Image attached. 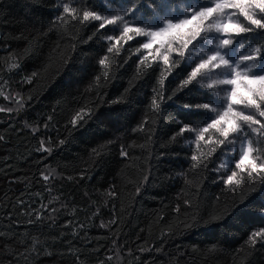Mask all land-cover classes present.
Masks as SVG:
<instances>
[{
  "label": "trees",
  "instance_id": "16d2710c",
  "mask_svg": "<svg viewBox=\"0 0 264 264\" xmlns=\"http://www.w3.org/2000/svg\"><path fill=\"white\" fill-rule=\"evenodd\" d=\"M124 3L134 15L124 16ZM215 3L0 0V264H264V236L250 240L264 232V174L236 169L240 143L219 145L224 138L216 129L196 139L210 123L206 118L227 107L221 90L230 86L207 88L215 78L207 69L190 79L213 41L201 38L189 60L179 55L184 37L175 30L146 35L190 19L189 8ZM84 11L101 20L83 21ZM224 13L181 31L199 25L201 37L220 35L207 32L208 25L229 16L253 27L237 9ZM115 15L123 18L100 31ZM125 23L144 33L125 36ZM244 35L250 37L245 45H264V30ZM148 42L152 48L144 49ZM239 51L231 53L237 61ZM9 90L22 95L25 112L4 110ZM233 108L264 122L252 108ZM239 123L254 157L264 160V135L258 134L264 130ZM222 165L237 172L232 184H225ZM46 169L62 181L47 184ZM57 200L63 209L49 213Z\"/></svg>",
  "mask_w": 264,
  "mask_h": 264
},
{
  "label": "snow or ice",
  "instance_id": "6c2138e0",
  "mask_svg": "<svg viewBox=\"0 0 264 264\" xmlns=\"http://www.w3.org/2000/svg\"><path fill=\"white\" fill-rule=\"evenodd\" d=\"M226 8H234L239 10V15L248 22V24L253 27L245 26L242 22L233 21L229 16V19L224 21H217L215 23H209L207 32H212L213 29L216 33L220 35L212 36L206 35L201 37V28L197 25L193 31L190 33H183L181 30L186 28V26L192 24L193 21H200L201 24L204 21H209L213 17L214 13L220 12L221 14L227 15L224 13ZM256 10L259 13L264 14V0H216L215 7L208 5H201L200 9H191V18H183L179 20V23L166 22V28H161L160 31H151L147 32L146 35L155 39L156 37L162 35L165 31L175 30L176 35L183 36L182 49L179 51L181 57H185L186 53L184 50H188L190 53L189 45L196 41L198 38L204 40H211L214 43V47L207 48L206 45H201V47H206V58L200 56L199 62L195 64V67L191 71L190 79H195L198 75H202V70L207 69L210 78L212 79L211 83H207V88L212 89L215 85H225L230 86L223 88L221 91L226 93L227 107L220 106L222 111L218 113L216 118H206L210 120V123L207 124V127L203 128L196 139L204 140L205 137L203 133L207 132L210 128L216 129L220 135L224 138L223 140H218L216 143L223 146L225 141L235 144L240 143V155L238 160L235 161V168L240 170V172L247 171L249 177L253 176V173L257 175L264 174V160L259 157H254L253 153L256 151L253 148L250 138L248 137L247 130L242 128L240 121H243L248 125H259L260 130H264V122H261L260 119L255 118L250 113H245L244 111L234 110V105H242L245 108H252L258 114L260 118H264V72H253L251 71L254 67L264 68V45L253 46L252 44L245 45L244 41L250 39V37L245 36L244 34L253 33L256 30H264V15L259 18L256 15ZM63 11L67 13L69 8L67 5L64 6ZM136 9L129 8L128 12L124 14L126 16L128 13L132 15L135 14ZM89 18L93 20H101V15L95 13L94 11H84L83 12V21H88ZM123 16L115 15L111 19H104L99 25V30L102 31L105 29L106 25H114L116 21L122 19ZM61 18H58V20ZM76 17L73 16V20ZM231 30V33H230ZM129 32H136L137 34L144 33V30L141 27H129L127 23L123 28V33L125 36ZM230 35L236 37H242L241 39H232L228 38ZM108 40H112V36L107 37ZM231 46V48L229 47ZM195 45H193V48ZM144 49H151L152 43H144ZM240 50L239 60L233 59L231 53L237 52ZM109 52L112 51L110 47ZM165 61L168 60V57H164ZM248 62H252L249 64ZM101 64H104L105 61L101 60ZM220 70V72H217ZM187 83V81H185ZM168 98V97H165ZM155 104L156 102L153 101ZM159 107V106H158ZM205 108H208V104H204ZM217 111L216 108L211 109ZM3 111V109H0ZM9 111H11L9 109ZM87 115V113H86ZM78 118L74 117L72 120L73 126H76ZM147 121H145V124ZM225 125L224 127H220ZM144 124L140 126L141 130H144ZM186 130V126L180 129V132L183 133ZM253 133H258L257 128H252ZM230 133H240L243 139L240 137H233L229 140ZM259 135H264V131H260ZM63 143V141H61ZM47 151V149H44ZM211 152H215L216 148H211ZM203 154V153H202ZM122 157H127L128 152L125 149L121 150ZM197 156L193 155L192 160L196 161ZM226 170L230 167L229 165H222ZM250 169V171H248ZM237 177V172L232 171L231 175L227 176V179L224 181L225 184H232L234 178ZM45 180L49 179V176L43 177ZM236 183H239V180H235ZM39 218V217H38ZM264 236V232L257 231L252 234L250 240L255 244L256 237Z\"/></svg>",
  "mask_w": 264,
  "mask_h": 264
},
{
  "label": "rangeland",
  "instance_id": "374dc122",
  "mask_svg": "<svg viewBox=\"0 0 264 264\" xmlns=\"http://www.w3.org/2000/svg\"><path fill=\"white\" fill-rule=\"evenodd\" d=\"M105 3H107L109 5V0H105ZM122 7H124L123 8V10H124L123 14L127 13L128 12V9L126 8L127 5L124 3V5H122ZM237 11H239V10L237 9ZM111 12L113 14V11H111ZM257 12H259V11L256 10V13ZM201 42H202L201 38H198L196 41H193V43L189 45V49L191 50L190 53H189L188 50H184L185 53H186L185 58H187L189 60L194 58L197 55V53H198L197 48H198V46H199V44ZM193 45H195L194 48H193ZM4 100H5V103H6L4 110H6L7 112L14 113V114H19L20 112L21 113L25 112L26 109H27L26 101L23 99L22 95L19 92H17V91L9 90V92H5ZM9 109L11 111H9ZM229 137H232V133H230ZM231 150H232V148H228V151L225 152V158L223 160V164L227 163V159H229V155L231 154ZM232 171L233 170L231 168H228L226 170V174L227 175H231ZM46 175L49 176V179L48 180H45L44 178L43 179L49 185H54L55 183H60L62 181L60 178H58L56 173L54 171H52L51 169H46V171L44 172L43 177L46 176ZM62 205H63V203L60 202L59 200H57L56 202H53L52 207H49V209H48L49 213H53L54 211L55 212L60 211L61 209H63ZM113 259L119 260L117 255L113 256Z\"/></svg>",
  "mask_w": 264,
  "mask_h": 264
}]
</instances>
